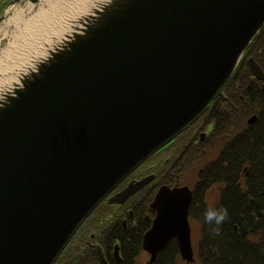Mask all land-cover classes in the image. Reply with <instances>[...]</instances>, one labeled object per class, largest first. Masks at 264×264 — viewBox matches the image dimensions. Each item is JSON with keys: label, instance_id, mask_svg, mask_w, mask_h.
<instances>
[{"label": "water", "instance_id": "water-1", "mask_svg": "<svg viewBox=\"0 0 264 264\" xmlns=\"http://www.w3.org/2000/svg\"><path fill=\"white\" fill-rule=\"evenodd\" d=\"M23 1L3 2L6 38L23 18L8 12ZM28 1L35 11L39 0ZM102 1L70 35L55 36L47 56L43 40L0 94V264H54L110 191L206 111L264 26V0ZM248 65L264 80L253 59ZM192 198L187 186L159 187L145 264L172 239L193 262Z\"/></svg>", "mask_w": 264, "mask_h": 264}, {"label": "trees", "instance_id": "trees-1", "mask_svg": "<svg viewBox=\"0 0 264 264\" xmlns=\"http://www.w3.org/2000/svg\"><path fill=\"white\" fill-rule=\"evenodd\" d=\"M247 56H252L264 70V28L199 121L213 124L220 134L225 131L228 139L217 160L207 162L197 171V179L190 183L193 198L189 220L194 229V261L190 264H264V94L257 82H253L245 94L244 87L249 78ZM245 107L247 110L240 113L239 110ZM253 114L256 121L248 124L247 117ZM176 160L181 162V170L187 171L194 159ZM222 184L225 186H220L218 201H213L209 194ZM144 208L145 214H140L138 223L146 226L135 237V262L144 254L141 252V235L150 222L145 221V217L153 216L148 203ZM223 209L227 210V217L222 224L204 221L207 211ZM195 226L199 230L197 238ZM83 261V255L75 254L70 263L83 264ZM124 264H129L125 256ZM152 264L186 263L181 260L177 242L173 239Z\"/></svg>", "mask_w": 264, "mask_h": 264}, {"label": "flooded vegetation", "instance_id": "flooded-vegetation-1", "mask_svg": "<svg viewBox=\"0 0 264 264\" xmlns=\"http://www.w3.org/2000/svg\"><path fill=\"white\" fill-rule=\"evenodd\" d=\"M4 1L0 0V13L6 6V4H3ZM250 58L256 62L252 56L246 57L249 78L247 79V86L244 87L245 94L247 95V91L250 90L249 87H252L253 82L258 83L260 92L263 93L264 80H258L252 75L248 65ZM257 65L264 73L261 65L258 63ZM246 110L245 107L243 110H239V112H245ZM252 116H255L256 121L257 117L253 114L247 117V123L248 119ZM199 121L200 119L193 122L172 141L156 151L146 161L124 177L83 221L54 264H71L70 260L75 254L83 255V264H124V256L129 261V264H141L140 256L137 257L136 262L133 259L137 250L134 246V241L135 237H138L139 232L146 226V224L139 225L138 222L140 214H145L144 206L148 203L149 208L153 211V216L145 217V221L149 220L150 222L148 228L141 235L140 243L141 252L147 256L142 263L145 264L149 259V255L143 250L142 240L144 234L151 227L155 217V211L151 208L150 204L159 187L163 185L170 187L188 186L192 190L190 183L180 182V179L187 171L181 170L183 169L181 162L176 159H194L200 152L204 151L209 140L219 141L222 148V145L228 139V136L224 135L225 131L220 134L219 131L213 128V124L206 121L199 123ZM220 150L209 161H216ZM197 175L196 173L194 180L195 178L197 179ZM148 176H153L152 181L129 196L123 203H108V199L111 196L121 192L130 183H136ZM220 186L225 185H217L214 191H212L213 193L211 192L214 196L213 201H218L219 199ZM149 199L150 201H148ZM189 223L192 233L194 231L191 225L192 222L189 220ZM115 252H117L118 257L115 256Z\"/></svg>", "mask_w": 264, "mask_h": 264}, {"label": "rangeland", "instance_id": "rangeland-1", "mask_svg": "<svg viewBox=\"0 0 264 264\" xmlns=\"http://www.w3.org/2000/svg\"><path fill=\"white\" fill-rule=\"evenodd\" d=\"M91 1L92 0H39V2L35 6V9L38 11L42 10L45 13L56 10L55 14L53 16L51 15L52 21H50V23L55 20V36L58 40L59 37L61 38L66 33V29L68 28V26L71 27L70 25L73 24V22L76 21L78 17L83 15V12H85L86 14L88 13V11L86 10L89 8ZM98 2L103 1L95 0L92 2V6H95ZM31 7L32 6L30 5V2L26 0L21 3H18L16 6H14V8H11L8 12L9 19L23 14V16L21 15V17H23L21 19V24L19 25L20 33L16 31L14 33L15 37H13L12 35H7V38L3 36L2 32L0 33V43H3V47L8 48V45L13 44L14 49H16V51L14 50L15 58L12 57L10 59V62H13L14 66L17 63L16 67H19V65L27 61L28 58H32L33 56H35L38 51V48L41 47L42 41L49 38V35H47V27L43 28L42 33H39V31L35 32L34 30H29L28 32L22 30L23 21L28 23L37 13L36 10L29 12L31 10ZM45 36L47 37L45 38ZM4 39L6 41H3ZM0 59L3 61L6 60L5 57H0ZM24 64L28 65L27 63ZM13 70L10 72L11 75H13ZM220 148L221 143L219 141L209 140L204 148V151L200 152L199 155L194 158V160L191 162L187 172L180 179V182H184L187 184L193 183L194 176L197 171L201 169L210 160V158L213 157V155L220 150ZM209 197L213 199L214 196L213 194H209ZM194 228L195 230H197L196 226ZM198 231L199 230H197V233H195V238H197L198 236ZM145 259L146 255L141 254L140 263L142 264Z\"/></svg>", "mask_w": 264, "mask_h": 264}, {"label": "bare ground", "instance_id": "bare-ground-1", "mask_svg": "<svg viewBox=\"0 0 264 264\" xmlns=\"http://www.w3.org/2000/svg\"><path fill=\"white\" fill-rule=\"evenodd\" d=\"M93 1H95V0L91 1L89 8L86 10V11H88V13H91L94 8L98 7V4L100 3V2H98L95 6H92ZM55 12H56V10H53L52 12H47V13L43 12L42 10H39L28 23H26L25 21H23V23H22V30L27 31V32L29 30H34L35 32L39 31V33H42V30L44 27L48 28L47 35H49V38L46 39V42H49V43L47 45V50L43 52V54L45 56L48 55L50 50L55 48L53 45H55V41L57 42V40H55V38H54L55 37V28H56V25L54 26L55 20H53V22L50 23V21H52L51 15L53 16L55 14ZM80 12H83V11H80ZM79 13H77V14H79ZM83 13H85V12H83ZM20 24H21V20H17V22L15 23V29H16L15 32L17 31L20 33V30H19ZM71 29H72V26L70 27V29L68 26L64 36L70 35L71 32L73 31ZM14 33L11 34L13 37H15ZM64 39H66V38H64ZM8 46H9L8 48H2L0 50V57L6 58L5 61L0 59V94H3V92H5L8 88H10L14 84V82L18 81V75H11L9 73L14 68L15 69L19 68V67H16L17 63L14 66V63L10 62V59L15 56L14 50L16 51V49H14L13 44H10Z\"/></svg>", "mask_w": 264, "mask_h": 264}, {"label": "clouds", "instance_id": "clouds-1", "mask_svg": "<svg viewBox=\"0 0 264 264\" xmlns=\"http://www.w3.org/2000/svg\"><path fill=\"white\" fill-rule=\"evenodd\" d=\"M227 217V210L223 209L220 211L217 210H209L205 213L204 215V221L206 223H215L216 225H220L224 222V220ZM217 233L219 231V229H216Z\"/></svg>", "mask_w": 264, "mask_h": 264}]
</instances>
